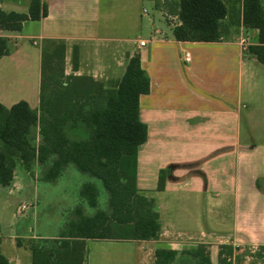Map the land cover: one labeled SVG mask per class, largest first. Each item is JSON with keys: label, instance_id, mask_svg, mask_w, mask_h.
<instances>
[{"label": "crops", "instance_id": "crops-1", "mask_svg": "<svg viewBox=\"0 0 264 264\" xmlns=\"http://www.w3.org/2000/svg\"><path fill=\"white\" fill-rule=\"evenodd\" d=\"M30 1L0 0V10L27 13ZM223 1L229 33L218 42L176 41L177 17L167 22L146 0H42L45 17L24 22L19 32L0 30L9 42L8 55L0 58V104L7 109L20 101L39 109L46 42L65 45V76L114 86L137 56L149 79V92L139 98L147 136L137 150L136 188L153 201L159 233L146 241L86 240V264H155L161 250L176 252L170 264H197L192 252L200 246L210 264H222V246L231 249L230 264H262L253 251L264 247V65L238 44L240 35L258 44V31L239 20L242 0ZM24 171L33 186L15 167L11 184L0 192L25 191L35 217L41 174ZM66 171L82 180L77 194L84 208V183H94L107 200L99 181L70 166ZM160 173L165 177L158 190ZM2 224L0 219V251L10 264H31L29 240L53 237L31 229L5 238Z\"/></svg>", "mask_w": 264, "mask_h": 264}, {"label": "trees", "instance_id": "trees-1", "mask_svg": "<svg viewBox=\"0 0 264 264\" xmlns=\"http://www.w3.org/2000/svg\"><path fill=\"white\" fill-rule=\"evenodd\" d=\"M46 13L42 0H31L27 13L0 10V30L19 32L24 22L38 21ZM174 13L179 21L172 31L176 41L218 42L229 33L223 23L229 14L223 0H178ZM239 20L245 28L258 31V44L244 55L264 65V0H242ZM8 53V39L0 37V58ZM64 53L62 42H46L42 49L38 110L24 101L9 109L0 104V187L11 184L17 163L26 171L34 165L42 167L40 180L48 183L56 182L73 166L101 183L110 212L97 208V186L82 184L79 196L96 212L87 215L83 205L76 206L56 242L30 240L31 264H86V240L146 241L157 237L160 230L153 201L136 188L137 150L147 136L138 117L139 98L149 92V79L139 58H130L122 78L106 87L90 77L65 76ZM76 67L74 53L72 68ZM74 115L86 127L85 136L66 133L65 126ZM164 177L160 173L158 190ZM16 245L22 247V241L16 240ZM259 251L257 257L264 264V247ZM192 254L197 264H210L204 247ZM219 255L222 264H230L226 261L231 256L229 247L222 246ZM175 257L176 252L158 251L155 264H170ZM0 264H10L1 251Z\"/></svg>", "mask_w": 264, "mask_h": 264}, {"label": "rangeland", "instance_id": "rangeland-1", "mask_svg": "<svg viewBox=\"0 0 264 264\" xmlns=\"http://www.w3.org/2000/svg\"><path fill=\"white\" fill-rule=\"evenodd\" d=\"M146 1L148 2L149 9L151 11L154 12L156 10L161 13L162 17L166 19L167 22H174L173 18L174 16H176L174 11L178 0ZM73 108L75 109V106ZM75 116L76 115H74V117H71V119L67 122L65 126L66 133L72 137L85 136L86 127L79 120V118ZM33 142L37 144L38 138L35 137V139H33ZM70 167L74 168L73 166ZM33 170V173L38 171L40 174L43 171L42 167L37 165L33 166ZM16 171L19 175L25 178V184L32 185V183L26 176V172L19 163L16 164ZM64 174L61 178L58 179L55 184H51L41 180L38 181L39 184L37 191L39 192L38 195L40 196V198L38 202V214L35 217L32 215L34 213V209L32 208L28 209L21 215H16V209L19 205L34 203L33 198L28 197L25 191H20L18 193L16 191H13V193L8 194L6 189L1 190L0 199L2 200V204H0V219L3 223L2 234L5 238H9L11 235L23 237L26 235V232L30 233L32 229L34 233L53 236L52 238L47 239H36V241L40 244L47 243L48 245H51L53 242H56L58 240L57 238L60 232L59 227L62 224V219L65 218V224L70 218L69 214L71 210H73L76 206L81 205L77 194V188L78 185L82 183V180L80 182L78 177H75L68 171H66V173ZM78 175L82 176L81 173H79ZM80 178H82L84 181L83 177ZM105 194L107 196L106 191ZM30 196H32V192ZM105 198L106 197L104 195L98 197L97 208L105 212H110V209L107 205V200ZM84 211L87 215H93L96 212V209H92L86 204V208H84ZM8 240L9 239H7L6 241ZM253 252H255L256 255L260 253L259 250H255Z\"/></svg>", "mask_w": 264, "mask_h": 264}, {"label": "built area", "instance_id": "built-area-1", "mask_svg": "<svg viewBox=\"0 0 264 264\" xmlns=\"http://www.w3.org/2000/svg\"><path fill=\"white\" fill-rule=\"evenodd\" d=\"M144 13H146V11L144 10L143 11ZM158 32L155 31V35L157 34ZM152 39V38H151ZM238 44L240 46V49L242 51V53H245L248 48L252 45V39L250 36L246 35V36H243V35H240L238 37ZM139 46L140 47H144L145 46V42H140L139 43ZM185 62L186 63H189L190 62V57L188 54L185 55ZM29 208V205H26V204H22L20 205L18 208H17V215H21L23 214L27 209Z\"/></svg>", "mask_w": 264, "mask_h": 264}]
</instances>
